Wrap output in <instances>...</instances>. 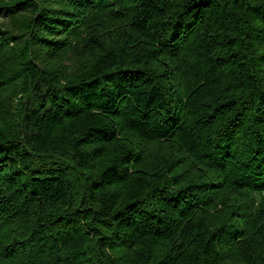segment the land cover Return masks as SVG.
Returning <instances> with one entry per match:
<instances>
[{
  "label": "trees",
  "instance_id": "trees-1",
  "mask_svg": "<svg viewBox=\"0 0 264 264\" xmlns=\"http://www.w3.org/2000/svg\"><path fill=\"white\" fill-rule=\"evenodd\" d=\"M0 264H264V0H0Z\"/></svg>",
  "mask_w": 264,
  "mask_h": 264
}]
</instances>
